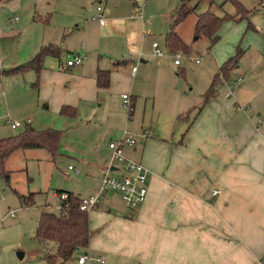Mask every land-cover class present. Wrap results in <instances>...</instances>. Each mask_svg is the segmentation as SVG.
<instances>
[{
  "label": "crops",
  "instance_id": "obj_1",
  "mask_svg": "<svg viewBox=\"0 0 264 264\" xmlns=\"http://www.w3.org/2000/svg\"><path fill=\"white\" fill-rule=\"evenodd\" d=\"M33 10L30 6L25 12L31 16ZM35 12L41 18L43 13ZM111 22L108 16L98 26ZM101 27L97 37L102 36ZM86 30V25L53 27L55 34L48 33L26 60L42 46L54 49L38 73L25 72L36 86L33 103L59 115L63 105L74 107V116H62L82 122L81 142L94 150L89 156L75 153L76 162L91 169L96 181L91 190L59 188L56 193L91 194L110 166L117 168L111 173L121 174L120 165L105 166L107 142L121 129L149 132L145 140L123 150L149 171L144 201L130 212L109 214L103 212L104 207L110 210L107 198L101 199L103 209L97 204L87 212L86 253L102 255L104 264H264V122H257L264 120V35L253 29L258 41L240 49L239 57L251 53L250 61L219 77L212 95L202 103L212 74L202 77L194 91L192 86L186 89L165 77L161 65L151 73L147 50H130L120 60L106 50L102 59V52L91 50L85 41ZM76 53H82V62L68 66V55ZM132 65L136 68L131 74ZM104 69L109 71L108 85L98 88L95 74ZM134 82L141 87L133 91ZM125 90L131 93L126 94L128 113L121 98ZM26 126L37 129L30 123ZM212 190L217 192L211 194Z\"/></svg>",
  "mask_w": 264,
  "mask_h": 264
},
{
  "label": "rangeland",
  "instance_id": "obj_2",
  "mask_svg": "<svg viewBox=\"0 0 264 264\" xmlns=\"http://www.w3.org/2000/svg\"><path fill=\"white\" fill-rule=\"evenodd\" d=\"M195 1L191 0L189 4L193 5ZM236 1L249 11L246 16L238 17L235 4L231 0H197L193 11L174 27L175 33L185 45L184 49H176L178 44L174 47L167 45L166 48L165 34L172 18L169 14L175 10L179 0H1L0 69L7 70L26 61L27 56L42 44L48 33L55 34L51 28L58 25L82 28L86 25L85 41L89 42L91 50L96 48L95 52H102V59H106L103 53L106 50H111L110 53L119 60L130 50H147L151 54L147 59V64L151 65V73L154 74L155 68L161 65L165 77L176 79L186 89L192 86L194 91L206 74L214 77L221 63L234 54L236 48L244 50L245 46L257 43V36L252 33L254 28L264 35V0ZM97 5L103 6L104 11L101 13L104 22L108 16L112 20L111 23H104L103 28L94 19ZM30 6L43 13L41 20L34 17L35 10L31 16L26 14L25 9ZM206 10L218 17H236L221 21L217 29L218 38L212 45H209L203 35L193 39L195 17ZM14 16H17L15 20ZM46 19L47 22L44 21ZM97 27H101V37H97ZM152 42H156L162 51L161 58L152 53ZM173 51L178 55V64L172 62ZM250 58L251 53L242 56L237 64H246ZM126 67L129 68V65ZM25 72L0 76V138L23 131L25 123H30L37 129L58 128L62 131V137L54 159L45 149H22L5 160L4 168L9 171V182L6 183L0 172V211L4 213L12 210L15 216L0 221V264H46L42 258L44 251L40 253L41 247L35 238L42 208L47 206L48 210L59 211L58 200L53 195L56 189L71 188L74 191L87 192L96 183L88 172L90 167L76 162V152L86 156L94 152L91 147L87 148V144L81 142L80 136L85 133L82 122L68 118L66 121L62 115L37 107L33 103L37 96L36 86ZM139 87L141 83L134 82L133 91ZM124 92L131 94L127 90ZM124 110L126 109L123 106ZM7 120H18L22 124L11 129ZM121 131L122 129L118 135ZM107 158V167L110 164H120L112 157L110 150ZM69 164L78 171L73 173L69 170ZM15 180H18V184ZM98 181L91 194L97 195L101 209L104 205L100 200L107 198L109 205L106 206L110 210H105L104 207L103 212L116 214L122 209L125 213L130 212L115 192L99 194ZM29 193H34L33 202L29 205L21 204L19 195ZM18 252H23L22 258L18 257ZM63 264H77V254Z\"/></svg>",
  "mask_w": 264,
  "mask_h": 264
},
{
  "label": "trees",
  "instance_id": "obj_3",
  "mask_svg": "<svg viewBox=\"0 0 264 264\" xmlns=\"http://www.w3.org/2000/svg\"><path fill=\"white\" fill-rule=\"evenodd\" d=\"M190 1L179 0L177 9L169 22V30L165 34L166 48L167 45L174 47L175 44H178L176 49L185 48L184 43L175 33L174 27L195 8L197 0L193 5L189 4ZM231 1L235 4L236 11L239 14L238 17L247 15L248 10L243 8L236 0ZM36 18L41 19L39 16H36ZM228 18L235 19L236 17L231 15L218 17L208 10L198 13L193 24V39L203 35L207 38L209 45H212L217 40V29L221 21ZM53 53L55 52L52 47L48 45L42 46L28 61L7 70L0 69V76L2 74L21 73L28 69H33L38 73L42 68L44 57ZM240 55V49L236 48L234 54L221 63L218 72L212 77L208 88L202 95V103L212 95L217 79L221 76L225 77L230 69L237 64ZM108 76L109 71L107 69L97 70L95 74L96 86L98 88L107 87ZM60 114L72 117L75 115V108L63 105L60 109ZM61 137L62 131L59 129L46 128L37 130L31 126H26L21 132L0 138V172L6 183L9 182V171L4 168V163L11 153L20 149L42 148L46 149L54 159L59 150ZM66 192L69 197L62 202V209L58 212L46 209L47 206L42 208L35 230V238L44 251L42 258L46 264H62L72 258L76 252H85V248L88 245L90 231L87 212L79 210V197L72 194V192ZM32 195L33 193L27 196L19 195L20 203L23 205L31 204L33 202Z\"/></svg>",
  "mask_w": 264,
  "mask_h": 264
},
{
  "label": "built area",
  "instance_id": "obj_4",
  "mask_svg": "<svg viewBox=\"0 0 264 264\" xmlns=\"http://www.w3.org/2000/svg\"><path fill=\"white\" fill-rule=\"evenodd\" d=\"M102 8L97 5L95 7V17L94 19L98 22V24L103 23L102 17ZM141 18V15H139ZM12 20V19H11ZM152 53L156 57H162L163 53L160 50L158 44L156 42L151 43ZM172 62L174 64H178V55L175 52H171ZM197 61V59L195 60ZM82 62V55L80 54H70L68 55V59L66 64L68 66L79 65ZM136 66L132 65L130 67V73L132 74L135 70ZM239 79V78H237ZM233 85V82L230 86ZM121 98L123 99V106L126 109V113L129 112L130 105L127 100L126 93L121 94ZM259 124L263 123L264 120L261 118L257 119ZM7 124L12 128H16L20 126L22 123L18 120H7ZM149 136V132L147 130L140 131L138 133H132L126 129H122L117 138L112 139L107 142V148L111 151V155L114 159H116L121 166V174L115 175L110 171L117 169L115 167H109L106 172L100 177L99 186L97 192L99 194H103L106 192H115L118 198L123 202V204L129 210H134L138 205H140L147 194V185H148V177L149 171L138 161L127 157L124 155L122 148L123 147H131L138 142L145 140ZM69 169H73L72 165H68ZM77 172V170H76ZM217 191L212 190L211 194H215ZM69 197V194L66 191H59L56 193V198L59 203V210L62 209V202L66 201ZM98 204L97 195L88 194L85 196L79 197V210L83 212H88L94 209ZM15 216V213L12 210H7L2 213L0 211V221L5 218H12ZM105 260L102 255L96 254L91 255L86 252L79 253L77 257L78 264H104Z\"/></svg>",
  "mask_w": 264,
  "mask_h": 264
},
{
  "label": "water",
  "instance_id": "obj_5",
  "mask_svg": "<svg viewBox=\"0 0 264 264\" xmlns=\"http://www.w3.org/2000/svg\"><path fill=\"white\" fill-rule=\"evenodd\" d=\"M17 255H18L19 258H22L23 257V252H18Z\"/></svg>",
  "mask_w": 264,
  "mask_h": 264
}]
</instances>
